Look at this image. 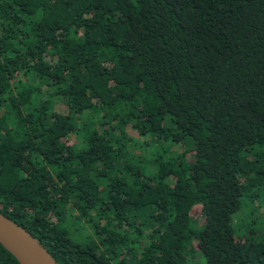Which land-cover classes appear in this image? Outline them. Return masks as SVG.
Returning <instances> with one entry per match:
<instances>
[{
  "label": "trees",
  "instance_id": "16d2710c",
  "mask_svg": "<svg viewBox=\"0 0 264 264\" xmlns=\"http://www.w3.org/2000/svg\"><path fill=\"white\" fill-rule=\"evenodd\" d=\"M0 212L59 264H264V0H0Z\"/></svg>",
  "mask_w": 264,
  "mask_h": 264
},
{
  "label": "water",
  "instance_id": "95a60500",
  "mask_svg": "<svg viewBox=\"0 0 264 264\" xmlns=\"http://www.w3.org/2000/svg\"><path fill=\"white\" fill-rule=\"evenodd\" d=\"M0 243L20 264H59L35 235L1 212Z\"/></svg>",
  "mask_w": 264,
  "mask_h": 264
},
{
  "label": "rangeland",
  "instance_id": "374dc122",
  "mask_svg": "<svg viewBox=\"0 0 264 264\" xmlns=\"http://www.w3.org/2000/svg\"><path fill=\"white\" fill-rule=\"evenodd\" d=\"M201 214H202V212H201L200 208L198 207V213L196 214L197 220H200L201 219V216H202ZM193 264H200V263L194 262Z\"/></svg>",
  "mask_w": 264,
  "mask_h": 264
}]
</instances>
